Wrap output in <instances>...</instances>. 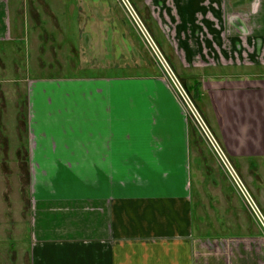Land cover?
Segmentation results:
<instances>
[{"label": "crops", "instance_id": "1", "mask_svg": "<svg viewBox=\"0 0 264 264\" xmlns=\"http://www.w3.org/2000/svg\"><path fill=\"white\" fill-rule=\"evenodd\" d=\"M174 1L180 11L235 12L236 31L249 29L235 34L232 62L220 54L224 61L209 64L207 55L199 74L206 75L204 111L226 153L251 172L264 210V0ZM27 10V0H0L4 75L19 71L18 62L28 68ZM28 92L31 170L59 171L33 179V214L42 230L32 264H264L258 232L198 233L209 225L195 183L200 159L162 76L45 79ZM39 118L59 134L41 132Z\"/></svg>", "mask_w": 264, "mask_h": 264}, {"label": "rangeland", "instance_id": "2", "mask_svg": "<svg viewBox=\"0 0 264 264\" xmlns=\"http://www.w3.org/2000/svg\"><path fill=\"white\" fill-rule=\"evenodd\" d=\"M128 1L144 30L151 36L160 32L168 40L170 48L168 43L162 48L158 45L167 70L173 71L175 84L189 97L190 103L198 109L220 142L204 111L208 109L202 85L206 75L202 76L199 71L208 61L207 55L212 58L209 64L224 61H219L220 54L227 57L226 63L232 62L236 50L233 38L235 34L241 35L235 29L237 14L228 11H180L174 0ZM27 4L30 33L28 68L24 62H18L19 71L6 75L0 72V264L33 263L35 237L38 229L42 230L36 225L33 214V179L55 178L59 173L31 170V114L28 106L30 96L27 98V94L33 81L37 84L45 79L59 81L156 74L162 76L183 108L176 97L174 81L164 76L165 67L121 0H27ZM243 17L246 25L248 14ZM247 30L242 33H248ZM197 33L198 37L195 36ZM245 36L242 50L248 55L251 52L249 36ZM0 67L4 68L1 61ZM226 78L220 76L219 79ZM183 110L200 159L199 170L195 174V183L199 184L200 215L209 224L201 227L198 233L215 237L241 236L252 230L264 237L262 224L245 201L234 178L222 166L196 119ZM51 117L57 119V116ZM37 121L41 132L49 136L59 134L48 123L43 128V118ZM36 141L43 145L50 139ZM229 160L237 180L247 191L246 195L249 193L264 214L253 189L251 172L244 170V164L239 167L230 156Z\"/></svg>", "mask_w": 264, "mask_h": 264}, {"label": "built area", "instance_id": "3", "mask_svg": "<svg viewBox=\"0 0 264 264\" xmlns=\"http://www.w3.org/2000/svg\"><path fill=\"white\" fill-rule=\"evenodd\" d=\"M121 1L124 4V6L126 7V9L129 12V14L131 15L133 21L139 27V29H140L141 33L143 34L147 44L152 48L154 53L157 55V57L161 61V64L165 67L167 73H165L166 72L165 71L164 72V76L169 77L171 81H174L173 71L167 70V66H165V64H164V62L162 60V59H164V57L162 56V54H161V52L159 50L157 42L153 38L154 36L153 35L151 36L150 33L147 30H144V27L142 26L141 21L139 22V20L135 18L134 13H133L134 12V8L131 5V3H129L128 0H121ZM175 83L176 82L174 81L173 88L175 87L174 90L176 92V97L178 98V101L183 106V108L185 109L187 114H190L191 116H193L196 119V121L198 122L200 128L203 130L207 140L209 141V143L213 147V150H214L215 154L217 155V157L219 158L222 166L234 178V180L237 183L241 193L245 196V201L250 205L254 215L257 217V219L260 221V223L262 224V226L264 228V214H263L262 210L260 209V207L258 206V204H256V202L253 200V198L249 195V193H247V195H246L247 191L245 192V188L241 185V182L239 181V179L237 180V174H236L235 170L233 169V167H232V165L230 163L228 154L226 153V151L224 150L223 146L220 144V142L218 141L216 136L213 134V132L211 131L210 127L205 122L203 117H201V115L199 114L198 109L193 104L190 103L189 97L187 95L185 96L180 91V89L177 86V84H175Z\"/></svg>", "mask_w": 264, "mask_h": 264}, {"label": "trees", "instance_id": "4", "mask_svg": "<svg viewBox=\"0 0 264 264\" xmlns=\"http://www.w3.org/2000/svg\"><path fill=\"white\" fill-rule=\"evenodd\" d=\"M151 30V29H150ZM152 32V31H151ZM157 31L155 30V33H156ZM153 33V32H152ZM161 35H163L162 33H160V32H157L156 33V35L153 33V36H154V38H155V41L158 43V45L162 48V47H164L165 45H166V43H168V40L166 39V37L164 36V38L166 39V41L163 39V37L161 36ZM168 45H169V43H168ZM169 48H170V45H169ZM168 59H171L170 57H168ZM171 61V60H170ZM181 77H182V75L181 74H179Z\"/></svg>", "mask_w": 264, "mask_h": 264}, {"label": "flooded vegetation", "instance_id": "5", "mask_svg": "<svg viewBox=\"0 0 264 264\" xmlns=\"http://www.w3.org/2000/svg\"><path fill=\"white\" fill-rule=\"evenodd\" d=\"M248 31V30H247ZM239 33H241L240 31H239ZM243 34H245V33H243Z\"/></svg>", "mask_w": 264, "mask_h": 264}]
</instances>
